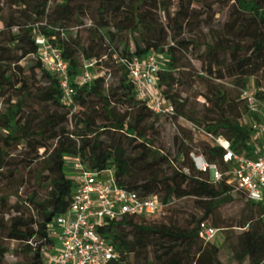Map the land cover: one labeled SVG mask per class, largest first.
Listing matches in <instances>:
<instances>
[{
  "label": "trees",
  "instance_id": "1",
  "mask_svg": "<svg viewBox=\"0 0 264 264\" xmlns=\"http://www.w3.org/2000/svg\"><path fill=\"white\" fill-rule=\"evenodd\" d=\"M228 1L230 19L216 24L210 20L208 0H177L166 20L159 12H170L174 0H0V264H48V247L56 243L52 224L68 210L75 190L66 169L68 157H79L91 170L113 169L119 186L145 196L157 194L162 205L181 197L200 203L202 215L188 227L151 224L146 216L130 215L100 226L101 235L119 252L109 264H228L220 258L219 245L200 235V224L208 221L222 230L210 219L233 201V189L224 181L213 183L209 172L197 168L192 154L202 153L224 167L223 149L205 131L226 138L236 152L253 156L249 107L241 92L235 95L215 83L198 93L206 102L197 111L180 90L191 66L188 50L204 47L201 57L207 70L215 71L218 79L232 78L242 89L248 77L263 71L264 0ZM87 15L93 24L84 40L80 31L70 29L83 25ZM210 27L235 36L228 44V60L215 70L209 65L217 60V43L199 36ZM36 28L68 62L74 89L70 102L55 73L38 57ZM152 51L168 60L159 71L158 87L175 107L171 118L192 127L179 124L169 149L155 139L161 114L137 98L129 75V63ZM24 59L35 64L26 69ZM86 61L115 66V82L97 75L81 84L78 78ZM196 134L203 135L198 146L193 142ZM20 146L21 157L16 158L13 152ZM163 189L167 192L160 195ZM237 192L246 199L245 214L236 224L242 230L226 235L225 242L238 264H264V202ZM11 242L18 243L14 250ZM153 246L151 259L130 260ZM11 252L18 258L8 261Z\"/></svg>",
  "mask_w": 264,
  "mask_h": 264
},
{
  "label": "built area",
  "instance_id": "2",
  "mask_svg": "<svg viewBox=\"0 0 264 264\" xmlns=\"http://www.w3.org/2000/svg\"><path fill=\"white\" fill-rule=\"evenodd\" d=\"M36 42L40 45L38 57L44 68L55 73L66 101L70 102L74 89L68 62L44 35H37ZM162 63L159 54L152 51L129 63V75L135 85L137 98L156 114L171 117L176 113L175 107L165 99L158 87ZM96 64V61L84 63L78 78L81 84L101 75L92 72L91 67ZM240 96L249 107L246 119L252 131L253 156L238 153L226 138L203 131L206 137L223 149L224 167L210 162L202 153H193L192 157L199 170L209 172L213 183L224 181L233 191L243 192L247 199L264 202V87L246 86ZM69 158L73 159V200L68 210L54 222L60 227V247L48 255L47 263L109 264L118 259L119 252L101 235L99 227L124 215H154L162 206L161 199L157 194L145 196L119 186L114 179L113 169L99 172L86 167L79 157ZM218 230L208 221L200 224V235L207 241Z\"/></svg>",
  "mask_w": 264,
  "mask_h": 264
},
{
  "label": "rangeland",
  "instance_id": "3",
  "mask_svg": "<svg viewBox=\"0 0 264 264\" xmlns=\"http://www.w3.org/2000/svg\"><path fill=\"white\" fill-rule=\"evenodd\" d=\"M208 2L212 5L210 9V16L211 21L219 24L224 23L230 19V10L232 2L228 0H208ZM57 1H53L51 6H55ZM177 0H174V5L169 11H161L159 14L162 16L163 20L169 18V14H173L177 7ZM84 24L79 26H72L70 31L73 33H77L80 31L82 38L85 40L88 35V28L93 24V21L90 18V15L84 17ZM3 24L0 22V28H2ZM36 33L39 34V28H36ZM186 34H189L188 32ZM129 37V34L127 33ZM201 40L202 41H210L217 43L218 48V57L215 63L209 65V68H219L222 66L227 60L229 56L228 44L235 40V36L229 30L222 29L219 27H210V28H203L200 32ZM237 40V39H236ZM220 42V43H219ZM132 45V44H131ZM133 46V45H132ZM204 47L200 50H188L187 57L190 60L191 66L188 68L182 77V81L185 83L182 85L183 87H178L180 90H185L182 92L183 96H189L190 103L193 108L197 111L203 110V105L206 102V98L202 94H198L200 92H207L209 88V84H220L223 86L225 90L232 92L235 95H238L241 92V87L237 86L233 79L230 77L224 79H218L215 77V71L210 72L207 70L208 64L203 61L201 55H203ZM108 60V59H106ZM159 60L162 63L163 67H167L168 60L163 54H159ZM23 66H26V69H29L31 64H35L30 59H24L21 63ZM93 73H99L101 75L106 76L107 82L109 84L114 83L116 78L114 77L113 72L115 71L116 67H107L105 61L104 63H97L96 65L91 67ZM113 74V76H112ZM257 81L260 82L259 86L264 87V69L257 75L250 76L247 78V85H257ZM177 88V87H176ZM208 105V103H207ZM4 110V102L2 97H0V112ZM179 124L182 125L184 128H192L191 125L183 120L179 119L178 122L174 121L173 118L165 115H160L159 121L156 124V128L158 130V135L155 137L157 138L160 145L169 149L173 146V138L174 135L179 131ZM186 126V127H185ZM1 129H0V136H1ZM203 140V135L196 134L193 136L194 145H199ZM22 152V147L20 146L18 150L13 152V155L20 154ZM21 156H17L16 158H20ZM179 161L177 163L180 165L181 161L183 160V155H180ZM71 164H73V159L67 158L66 159V169L68 171V175L71 177L73 174V169ZM71 166V167H70ZM17 185L13 189V191H17ZM75 188V187H74ZM167 191L165 189L159 192L160 195H164ZM233 201L219 207L213 217L210 219L216 220L222 230H218L217 233L212 238V241L219 245L220 247V258L227 262L228 264H238L234 261L231 257V252L229 247L225 242V236L232 233H238L242 230L241 227L236 226V224L242 219L245 214V204L246 199L244 196L237 191H233ZM160 197V196H159ZM16 198L12 197L11 202H15ZM200 203H198L196 198L193 197H181V198H172L169 202L163 203L159 211L156 214L147 216L145 221L151 224L157 225H178L181 227H188L191 222L195 219H198L202 215V210L200 208ZM234 225L233 227H228V225ZM55 223L52 224V228L55 229V235L57 237V233H59V229L56 227ZM52 237H54V233L51 232ZM58 240L57 238H55ZM18 243L11 242L10 247L14 250L17 247ZM155 246L149 247L146 250H143L139 256L138 255H131L130 260L134 262L143 261L145 257L151 259L152 251H154ZM49 250L52 249V246L48 247ZM18 257L16 256L15 252H11L7 256L8 261L16 260ZM244 264H248L246 260Z\"/></svg>",
  "mask_w": 264,
  "mask_h": 264
},
{
  "label": "crops",
  "instance_id": "4",
  "mask_svg": "<svg viewBox=\"0 0 264 264\" xmlns=\"http://www.w3.org/2000/svg\"><path fill=\"white\" fill-rule=\"evenodd\" d=\"M71 167V166H70ZM57 227V229H59L60 230V227L57 225L56 226ZM52 232L54 233V238H57L58 239V233H57V237H56V235H55V229H53L52 228ZM59 247H60V244H59V239L58 240H56V243H55V245L52 247V249L50 250V253H54V252H56L58 249H59Z\"/></svg>",
  "mask_w": 264,
  "mask_h": 264
}]
</instances>
